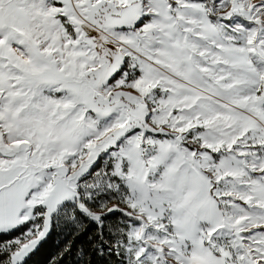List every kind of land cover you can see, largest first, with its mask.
I'll use <instances>...</instances> for the list:
<instances>
[{
    "label": "snow or ice",
    "instance_id": "snow-or-ice-1",
    "mask_svg": "<svg viewBox=\"0 0 264 264\" xmlns=\"http://www.w3.org/2000/svg\"><path fill=\"white\" fill-rule=\"evenodd\" d=\"M264 264V0H0V264Z\"/></svg>",
    "mask_w": 264,
    "mask_h": 264
},
{
    "label": "trees",
    "instance_id": "trees-1",
    "mask_svg": "<svg viewBox=\"0 0 264 264\" xmlns=\"http://www.w3.org/2000/svg\"><path fill=\"white\" fill-rule=\"evenodd\" d=\"M64 238L57 233H53L51 238L44 244L40 251L32 258V264H50L63 246ZM71 258H66L64 264H70Z\"/></svg>",
    "mask_w": 264,
    "mask_h": 264
}]
</instances>
